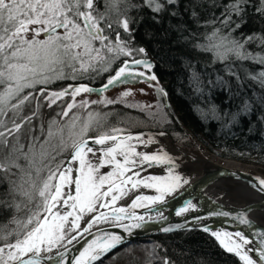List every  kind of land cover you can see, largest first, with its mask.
Instances as JSON below:
<instances>
[{"label": "snow or ice", "instance_id": "1", "mask_svg": "<svg viewBox=\"0 0 264 264\" xmlns=\"http://www.w3.org/2000/svg\"><path fill=\"white\" fill-rule=\"evenodd\" d=\"M166 2L175 4L176 0H166ZM146 3L155 12L164 9V5L158 0H146ZM246 3L248 0H235L234 3L226 6V12L229 14L221 23L227 26L231 21V13L240 15L244 11L241 5ZM256 11L264 14V7L257 8ZM102 21H105V15L99 13L95 7V0H0V171L18 169L23 174L18 189L28 198V203L33 204L26 219L13 218L14 228L5 230L6 226H0V264H42V253L51 252L65 241L67 244H72L77 240V236L71 233L80 230L81 221L86 214L97 213L79 232L80 236L90 232L94 225L101 222L121 221L126 217L134 221H143V216H137L125 207L117 208L114 205L131 190L140 186L154 188L159 195H138L132 201L131 209L164 203V197L180 186L181 177L172 175L171 169L168 176L151 175L139 178L140 172L133 171L134 168L143 167L145 164L150 167L154 164H171L172 157L162 149L153 154L137 152L136 147L131 143L136 140L145 145L152 144L155 143L152 137L144 140L143 134L124 135V130L120 128L96 131L103 128L97 119L98 114L89 113L87 121L80 125L78 130L80 119L78 115L74 114L67 124L55 131L52 130V126L57 122L52 121L43 142L33 137L27 145V151L25 145L20 142L21 136L18 133L21 132L24 124L32 119V116H20L24 105L36 99L37 95L43 96L47 92V88L42 87L37 92L23 94L25 89H36L37 85L47 86L56 80L67 79L69 75L65 74V69L70 70V76L74 79L76 72L94 69L96 63H102L103 70L109 71L112 60L117 56L132 57L133 49L126 42L120 41L119 33L115 44L104 35ZM116 23L129 33L131 39L130 19L123 18ZM112 26V22L106 23L107 28L111 29ZM240 26V23H236V28ZM231 31L227 35H221L220 30L216 29L213 36L218 38V42L208 46L198 45V47L205 51H214L219 60L228 59L231 53L236 59H252L264 64V56H253L244 48L246 43L256 39L264 43V36L258 37L254 34L241 42L235 38L229 39ZM97 41L99 47L96 46ZM105 51L115 55L110 59L105 55ZM135 51L146 55L143 48H136ZM134 65L148 70L154 67L147 59L125 61L99 91L127 82L129 76L145 77L149 81L156 80L154 74L146 75L143 71H135ZM229 72L239 80L237 73L232 72L231 69ZM249 75L264 88V71L258 75ZM194 81L199 90V77L195 74ZM93 91L96 90L81 84L72 87L70 92L68 88L50 92L46 99L51 105L70 94L73 102L66 106V111L58 114L66 117L74 107H77L76 96ZM158 91L167 95L163 89ZM122 95L127 97L131 93L124 92ZM259 99L264 103V97ZM13 100L16 103H13ZM100 102L112 104L118 101ZM87 103L83 101L79 106L84 107ZM242 110L251 111L250 103L246 101ZM9 112L12 113L11 116L8 115ZM32 115H36L35 110ZM17 120L20 122L18 123ZM65 128L68 129L67 137L64 135ZM90 129L96 131V136L90 138L93 143L108 145L102 149L103 158L98 164L88 160V153L93 152V148L89 146V140L85 139V136ZM41 133L43 134V128ZM164 134L159 133V135ZM53 138H58L57 143H51ZM69 150H71L70 154L65 159L63 154ZM117 157H122V160ZM21 160L24 164L20 163ZM77 162L78 167L74 169L73 165ZM106 165H112V170L98 175L99 169ZM74 171L78 173L75 177H73ZM128 172H132V175H126ZM25 184L28 185L26 189ZM129 184L131 188H128ZM257 186L261 192H264V179L257 178ZM65 188L68 189L67 192ZM63 208L70 210L62 212ZM105 208L110 209V212L101 211ZM194 208L195 206L188 202L187 206L179 209L176 214L184 215ZM70 217L71 221H69ZM239 219L242 224L251 223L244 215ZM141 226L139 222L121 225L125 231ZM173 230L169 227L163 229L164 232ZM203 230L209 231L207 227ZM211 235L227 252L234 253L244 264H257V260L250 254L253 252L258 256L260 264H264V239L261 240L259 247L252 249L246 246L253 241L242 232L233 234L227 231L222 233L213 231ZM259 235L264 237V231ZM121 242L120 235L107 232L95 235V238L87 242V247L79 253L75 264H94ZM63 255L61 253V256ZM47 259L50 260L52 257ZM61 264L64 262L62 261ZM164 264H169V261L165 259Z\"/></svg>", "mask_w": 264, "mask_h": 264}, {"label": "trees", "instance_id": "2", "mask_svg": "<svg viewBox=\"0 0 264 264\" xmlns=\"http://www.w3.org/2000/svg\"><path fill=\"white\" fill-rule=\"evenodd\" d=\"M158 2L164 5L160 12L153 11L146 0H115V3L114 0H95V7L105 15V21L101 22L104 35L115 44L119 33L120 41L133 49V55L117 56L112 60V69L106 72H103L102 63H96L94 69L76 72L73 79L70 70L65 69L69 78L56 80L47 86L37 85L36 89H25L23 94L47 88L45 95H37L36 99L27 102L20 113L21 117L32 116L31 121L25 123L18 133L25 151L33 137L43 142L52 121L57 122L52 126L55 131L67 124L74 114L78 115V130L87 121L89 113H93L98 114L97 119L103 125L96 131L120 128L126 134L141 129H156L170 133L174 140L186 147H193L196 138L206 142L212 151L224 159L253 163L264 170V103L259 99L264 97V88L249 75L264 71V64L252 59L239 60L231 53L228 59L219 60L214 51L198 47L218 42V38L213 36L216 29L220 30L221 35L235 29L231 31L229 39L235 38L241 42L254 34L264 36V14L256 11L264 7L262 0H248V3L242 4L244 11L240 15L231 13L227 26L221 22L229 14L226 6L235 0H176L175 4H168L166 0ZM123 18L130 19L131 39L129 33L116 23ZM107 22H112L111 29L106 27ZM236 23L241 26L236 28ZM96 46H100L99 41ZM136 48H143L146 55L137 53ZM244 48L253 56H264V43L259 39L246 43ZM105 55L111 59L115 54L105 51ZM142 58L154 60V73L167 93L161 95L162 110L148 109L128 99H115L113 101L118 102L112 104L96 100V103L88 102L84 107L79 106L83 102L80 101L65 117L58 114L66 111V106L72 103L70 94L51 105L46 99L50 92L71 89L78 84L102 86L123 62ZM229 69L238 74L239 80L230 74ZM194 74L199 77V90ZM246 101L250 103L251 111L242 110ZM12 102L16 103L15 100ZM34 110L35 116L32 115ZM96 131L90 129L85 139L95 137ZM67 134L68 129L65 128V137ZM57 139L53 138L51 143H57ZM70 151L63 154L65 159ZM20 163L24 164V161ZM22 175L16 168L0 171V226H6L5 230L15 227L13 218L26 219L30 214L29 209L33 207L18 189ZM24 187L26 189L28 185ZM165 259L169 264H243L211 234L198 229L135 240L94 264H164Z\"/></svg>", "mask_w": 264, "mask_h": 264}, {"label": "bare ground", "instance_id": "3", "mask_svg": "<svg viewBox=\"0 0 264 264\" xmlns=\"http://www.w3.org/2000/svg\"><path fill=\"white\" fill-rule=\"evenodd\" d=\"M159 133L161 132H154L150 134L136 133V135L143 134L142 138L144 140H148L149 137H152L155 140V143L145 145L143 153L152 154L162 149L163 151H167L172 154V163L159 165L154 164L151 167L145 164L143 167H139L135 171L140 172L139 178L142 179L147 177L148 175L164 173L171 169L174 175H179L181 177L180 186L174 192L169 193L164 197V203H157L155 204L156 206L154 205L155 208L153 209H150V207H148L138 212H134L130 208V205L136 196H156L159 195V193H157L154 188H146L143 186H140L137 189H133L129 192L127 196L123 197L117 204H115L114 207H125L129 210V212H134L137 216H143V221H134L126 217L121 221L110 220L108 222H101L94 226L107 223L131 225L136 222L141 223V227L155 226L160 225L168 220L181 219L183 217H187L188 215L200 211L201 202L198 198H195L190 201L191 204L195 206V208L190 209L184 215H177L176 213L179 210L175 213H172L170 206L174 202H176L177 199L187 189L196 186L202 178L215 172L217 170L216 162L213 159L193 156L192 154L180 148L176 144V142L173 141L172 137L167 134L159 135ZM180 156H183L185 160L182 162L178 161V158ZM120 158L122 159V157ZM226 163L227 166L235 169L236 167H240V165L235 161H226ZM76 167H78V162L73 165L74 169ZM76 175H78V173L74 171L73 177ZM129 175H132V173ZM184 181H187V183H184ZM128 188H131V184L128 185ZM67 191L68 189L65 188V192ZM200 193L216 206L229 208L234 211L245 209L246 216L251 221H253L258 226H264V192H261L259 188L254 187L253 185L245 181L236 180L232 176L221 174L215 180L203 187L200 190ZM65 209L67 208H63L61 209V211L63 212ZM101 211L103 210L101 209ZM104 212H110V209H107ZM96 214L97 213L88 214L87 220L80 231H82L83 228L86 227L87 222ZM213 231L221 233L224 231L233 234L235 233V231L227 227H215L209 229V233H212ZM79 232L76 234L77 238L80 236ZM67 245V242H65L59 247L53 248L51 252L42 253L41 258L47 260V262L49 263H54V259L59 254L60 250ZM246 247L252 249L257 248L254 242L250 245H247ZM250 254L253 255V258L257 260V264H260L258 256L254 252ZM47 257H52V259L49 260L47 259ZM42 264L46 263L42 261Z\"/></svg>", "mask_w": 264, "mask_h": 264}, {"label": "water", "instance_id": "4", "mask_svg": "<svg viewBox=\"0 0 264 264\" xmlns=\"http://www.w3.org/2000/svg\"><path fill=\"white\" fill-rule=\"evenodd\" d=\"M147 60H149L154 65L153 59H147ZM133 68L134 70H137L143 67L134 65ZM142 82H152V80L150 81L146 80L145 77L129 76L127 77V82H121L114 86H110L108 89L102 92H100L99 90L102 89L103 85L102 86H93L89 84H83V85H87L88 87L96 90L89 94L91 95L96 94L100 96L103 93L109 92L111 90L119 89L127 85H138ZM79 85L81 84L75 85L74 87L79 86ZM70 91L71 89H69V92ZM154 132H161V131L156 130V129H141V130L135 131V133H144V134H150ZM127 134L128 133L124 135H127ZM167 134L170 137H172L170 133L167 132ZM88 140H89V146L93 148V151L95 150L102 151L104 147L108 146V145L95 144L92 142L90 138H88ZM173 141L175 140L173 139ZM109 143H112V142H109ZM216 165H217V170L215 172L202 178L196 186L187 189L177 199V201L174 202L170 206L172 213H175L180 208L186 206L188 202L192 201L195 198H198L199 201L201 202L200 211L193 213L191 215H188L187 217H183L181 219L168 220L160 225L130 229V231H125L124 228L121 227L122 224H117V223H112V224L107 223V224H101L98 226H94L92 227L90 232L83 233V236H79L77 240L73 241L72 244H68L67 246L62 248L59 254L55 257L54 263H49L47 262V260H44V259H42V261L45 262L46 264H61L62 261L64 262V264H75V261L79 256V253L83 251L84 247H87V242H90L92 239H94L95 235H100L103 232H107L113 235H120L122 237V242L118 244L115 248L107 252L105 255L111 253L112 251L118 249L119 247L125 244L131 243L138 239L160 235V234H170V233L182 232V231L193 230V229L204 231L203 229L205 227H207L208 229L215 228V227H227L235 232H238V231L242 232L246 235V237L251 239L256 244L257 247H259L261 240L264 239V237H261L259 233L264 231V226H258L253 221H251L246 216L245 209L234 211L229 208L219 207V206L214 205L209 199H207L205 196H203L200 193V190L203 187H205L208 183L215 180L221 174L232 176L236 180L245 181L257 188H259L257 186V178L264 179V177L250 173L245 170L235 169L227 165H222V164H217V163ZM155 206L154 205L151 206L150 209L155 208ZM224 213H227V215H224ZM241 215L246 216L251 223L248 225L242 224L239 219ZM178 225L180 227H177ZM166 227L173 228L174 230L171 232H164L163 229ZM207 233H209V231H207ZM61 253H63L64 255L61 256ZM105 255H103L101 258H103ZM97 261L98 260H96L95 262Z\"/></svg>", "mask_w": 264, "mask_h": 264}, {"label": "rangeland", "instance_id": "5", "mask_svg": "<svg viewBox=\"0 0 264 264\" xmlns=\"http://www.w3.org/2000/svg\"><path fill=\"white\" fill-rule=\"evenodd\" d=\"M110 69H112V66H110ZM103 72H106V71L104 70ZM155 77H156V75H155ZM158 89H162V83L156 77V80H152V82H142L138 85H127V86H124L122 88L114 89V90H111L109 92L103 93L100 96L96 95V94L91 95L89 93H81L79 96L75 97V102L78 103L80 101L93 102L96 100L128 99V100L135 102L136 104L137 103L141 104L143 107L148 108V109L162 110V107L160 106L162 93L160 91H158ZM124 92H130L131 95L124 97L122 95ZM161 132L167 134V132H164V131H161ZM128 134H132L134 136L136 135L135 132H131ZM131 143L136 147L137 152L143 153V149L145 147V144H142L136 140H133ZM176 144L180 148L185 150L186 152L192 154L193 156L213 159L218 164L226 165L227 164L226 161H235V160L224 159V158L218 156L214 151H212L210 149V147L208 146V144L206 142L199 140V139H196V138H195V142L193 143V147H186L184 144H182L179 141L178 142L176 141ZM164 152H166L169 156L172 157L171 153H169L167 151H164ZM102 158H103V151L95 150L93 152L88 153V160L91 161L93 164H98ZM117 158L121 159L120 157H117ZM184 160L185 159L183 156H180L178 158V161H180V162H182ZM235 162L240 165V167H236V169L245 170V171H248L250 173L264 177V170L260 166L255 165L253 163H241L238 161H235ZM112 167H113L112 165H106V166L100 168L98 175H102V174H106V173L110 172L112 170ZM138 168L139 167L134 168L133 171L137 170ZM131 173L132 172H128V173H126V175H129ZM171 174L174 175L172 173V171H171ZM153 175L168 176L169 170L167 172H164V173L153 174ZM148 176H151V175H148ZM106 188H107V185L105 186V189ZM108 199L110 200V197ZM153 205H155V204H153ZM153 205H149L148 207H151ZM148 207H139V208L131 209V210L134 212H138V211H141V210L148 208ZM69 210L70 209H65L64 211H69ZM102 210L105 211V210H107V208L102 209ZM87 216H88V214L84 215V217L81 221L80 230L84 226V223L87 220ZM71 220H72V218L70 217L69 221H71ZM80 230H78L77 232H73L71 234L76 235Z\"/></svg>", "mask_w": 264, "mask_h": 264}, {"label": "flooded vegetation", "instance_id": "6", "mask_svg": "<svg viewBox=\"0 0 264 264\" xmlns=\"http://www.w3.org/2000/svg\"><path fill=\"white\" fill-rule=\"evenodd\" d=\"M142 59H150V58H142ZM155 64V63H154ZM154 67L151 69V70H148V69H144V68H140V69H137V70H135V71H143V72H145L146 73V75H155V73H154Z\"/></svg>", "mask_w": 264, "mask_h": 264}]
</instances>
